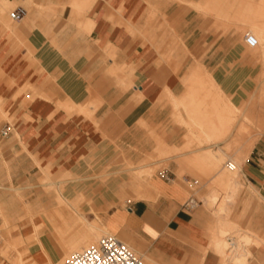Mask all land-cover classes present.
Returning <instances> with one entry per match:
<instances>
[{
	"label": "crops",
	"instance_id": "obj_1",
	"mask_svg": "<svg viewBox=\"0 0 264 264\" xmlns=\"http://www.w3.org/2000/svg\"><path fill=\"white\" fill-rule=\"evenodd\" d=\"M72 1L0 0L28 11L12 28L0 11V107L13 121L10 137L0 141V203L11 223H25V234L33 228L29 218H19L20 195L37 213L59 206L56 194L39 189L47 170L55 178L68 175L60 192L71 203L83 195L80 211L92 223L100 214L110 232L156 264H226L210 246L224 229L215 214L221 197L215 210L203 203L188 210L193 193L179 172L190 180L197 172L209 175L207 182L221 180L222 171H214L221 154L238 156L244 159L240 189L229 221L262 244L252 248L248 264H264V125L260 133L258 118L264 104L255 92L256 57L240 40L207 29L189 3L199 0H91L81 16ZM28 83L45 92L23 91ZM216 86L226 100L212 99ZM81 104L90 110L84 113ZM231 106L239 110L231 113ZM6 122L0 115V125ZM207 132L218 141L196 145ZM165 149L179 151L157 157ZM150 155L156 160L145 162ZM163 162L168 166L147 181L128 170ZM34 221L47 224L42 214ZM44 236L61 258L55 235L45 229Z\"/></svg>",
	"mask_w": 264,
	"mask_h": 264
},
{
	"label": "bare ground",
	"instance_id": "obj_2",
	"mask_svg": "<svg viewBox=\"0 0 264 264\" xmlns=\"http://www.w3.org/2000/svg\"><path fill=\"white\" fill-rule=\"evenodd\" d=\"M254 1L255 0H199V1H189V3L194 8H197L198 11L201 10V11L205 12L206 15H209L207 13H210V14H214V15L217 16L221 12V10H224V11H227V12H230V13H233V18H232V22L231 23H234V25L236 24L235 27H237V29L243 28L242 30H244L245 27H248L250 29V30L248 29L249 30L248 33L251 34V32H253L254 33L253 35L256 36L257 41L261 45V43H264V21L262 20V18L264 17V4L261 3L260 5H255L254 4ZM236 2L239 3L238 4L239 6H237ZM90 3H92L91 0H73L72 1V7H73L74 12H76L77 14L78 13H81L82 14V13L87 12V10L90 7ZM8 4L9 3H3L2 2V4H0V11L4 13L5 8L7 7ZM41 9H44V8H41ZM230 13H228V14L229 15H232ZM223 14H225V13H223ZM225 15H227V14H225ZM79 16H81V15H79ZM216 16H214V17H216ZM229 19H230V17H229ZM215 20H216V18H215ZM227 21H229V20H227ZM82 23L84 24V22H82ZM223 23H221V24H223ZM7 24H8V27L9 28H12L13 27V26L11 27V24L8 23V21H7ZM91 24L92 23H90L89 20L86 21V23H85V26H86V28H88V31H89V29L93 28V26L91 27ZM224 25H226V24H224ZM225 27H227V25L224 26V28ZM114 70H115V68H114ZM262 87H261V90L263 91L264 90V86H262ZM214 89H215V86L213 87V90ZM216 89H217V91L215 90V92H217V93L214 92V93L211 94L214 97L212 99H215L216 97L217 98L220 97V99H222L221 98L222 97V94H220L221 91H219V88L218 87ZM261 94H264V92L261 93ZM222 100H226V99L224 98ZM258 100H259V102H261L262 105L264 104V97L263 96H261V97L259 96L258 97ZM70 104L74 107V102L73 103L70 102ZM228 104L229 103H227V105ZM251 104H253V103H251ZM261 104L259 103L257 105H261ZM81 105H79L80 106L79 109L81 108V111L85 110V108H87V110L89 109L88 108L89 106L87 107V105L86 106L85 105L84 106L83 105L81 106ZM95 106H97V105H95ZM244 106H245V104H244ZM69 108L71 109L72 107L69 106ZM92 108H94V107H92ZM97 108L95 107V109H97ZM231 108L233 109V106L229 107L228 109H231ZM246 108L247 107H245V110H246ZM259 108L264 109V108H262V106L259 107ZM237 109L235 108L234 110H237ZM255 109H256V107H255ZM234 110H232L231 113L235 112ZM251 110H252V108H251ZM255 112H256V110H255ZM1 113H2V111H1ZM231 113L229 111V114H231ZM251 113L250 112L247 113L248 114V117H250L249 114H251ZM256 113H260V112H256ZM86 114H88V111H87ZM252 114L254 115L255 113H252ZM261 114L263 115L264 113L261 112ZM262 115H260V117H258L259 118V121H260V123H259L260 127H263L262 125L264 124V115L263 116ZM248 117L247 118H244V119H246V120L248 119L249 121H252V119H254V116H251L252 117L251 120ZM212 126H213V128L215 127V125H212ZM245 128L246 127H244V129ZM211 129H210V131H213V129L212 130ZM213 139H216L217 140V136H214L211 133L207 132L206 133V136H205V140H203V141H205L204 143H207V142H210L211 140L213 141ZM203 141H201V142L203 143ZM160 147H162V146L160 145ZM160 147L158 149H160ZM166 147H167V145H166ZM175 150H177V149H175ZM175 150H171V149L170 150H168V149L166 150L165 149L164 151H160L159 150L158 152H160L161 154H165L166 155V154H168L170 152L171 153L174 152ZM177 152H178V150H177ZM240 160L241 159L239 158V159H236L235 162L232 161L235 164V166H236V169H235L236 171L241 168L242 162ZM221 163H222V161H221ZM221 163L217 164V166L214 169V171L216 169L220 168ZM130 165H132V164H130ZM227 167L228 166H226V168ZM149 170L150 169H148V171L141 170V173L142 172L143 173L144 172H148L149 173ZM228 170H230V169H228ZM235 170H230V171H235ZM65 176L68 177L67 174H65ZM150 176H148V177H150ZM220 179L221 180H218V183L221 185V187L223 186L224 189H229V188L231 189L234 186V182H233L234 176H232L229 171L222 170V174L220 176ZM68 180H69V178H65L64 180H62L61 183H64L65 181L68 182ZM53 183L55 184V182H53ZM214 193L215 192H213V194ZM213 194H211V195H213ZM84 199H85V197L82 195L75 202V205H78ZM56 200L58 201L57 205L59 204L58 207H55L54 206L53 207L54 209L51 210V211H45L44 210V211L38 212L37 215L35 213L33 214V215H36V216H33L32 217L33 228L31 229V231L29 233H26V234L23 233L22 229L21 228H18V226L15 227L13 229V231H16V230H20V231L18 233H16L15 235H11V237H10V235L7 236L9 234L8 232H7L8 234L5 235V232L6 231L0 233V251H1L0 256H2V258H3V261L1 262V264H61L65 259H67L68 257H70L73 253H75L77 251L83 250L84 249V247H83V244L84 243L86 244V243L90 242L92 240V238L98 237L99 230H101L100 229L101 228V225H96L95 223H92L91 221L87 220L86 216H85V218H82L77 213H75L73 211V209L67 204L66 200L63 198V194L60 195V194L57 193ZM29 212H31V211L29 210ZM226 212H228V211H226ZM32 213H31V215H32ZM40 214H42L45 217V219L47 220V224H45L43 221H41V222L34 221ZM1 217H2V215H1ZM7 218H4V216H3L2 217V220L5 219L3 221H7L8 220ZM82 220L84 221L83 224H85L84 225L85 228L82 229V230H77L76 233H75V235L73 236V238H69L68 235L71 234L72 231L74 232V230L77 229V228L74 229V227L76 225H78L79 223H81ZM53 221H54V223L53 224H50V222H53ZM225 221L230 222L229 219H225ZM24 224L25 223H23L22 225H24ZM80 225H82V224H80ZM80 225H78V227ZM45 229H49L55 235V237L57 238L58 242L61 244V246H62V256H61V258H58L55 255V253L52 250V248L50 247V245H49L46 237L44 236V230ZM2 231H4V230H2ZM217 238H219V237H217ZM227 240L229 241V238L228 239H225L226 242H227ZM226 242L224 243L223 240H217L216 243H215L216 244L215 247H216V249H218L217 251H219V248H223L226 245L225 246L226 247L225 250H226V254H227L225 256L226 257V259H225L226 261H229L230 264H232V263L233 264H248L249 263L248 262V256L250 254H252V252L250 251L251 249L249 250L251 253L246 250L248 252L247 253L245 251L247 254H245V253L239 254L238 252H240V249L241 248L236 244L237 243L236 242V239L233 241V244H231L230 241H229V243H226ZM252 242L254 244V246L252 248L260 247L262 245L261 243H259L258 241H255V240H252ZM227 244H229V247H227ZM129 245L135 250V252H138V251H136V249L131 244H129ZM37 248H40V250H38L36 252H33ZM220 251H221V249H220ZM243 251L244 250H242V252ZM246 261H247V263H246Z\"/></svg>",
	"mask_w": 264,
	"mask_h": 264
},
{
	"label": "rangeland",
	"instance_id": "obj_3",
	"mask_svg": "<svg viewBox=\"0 0 264 264\" xmlns=\"http://www.w3.org/2000/svg\"><path fill=\"white\" fill-rule=\"evenodd\" d=\"M256 1V2H255ZM254 1V4L255 5H260L261 3H263L264 4V0H255ZM236 4H237V6H239L238 4V2H236ZM14 8V6H12L11 4H8L7 5V7L5 8V11H4V14H5V16H6V14H8L7 15V21H8V23H10V24H12V23H14L13 22V20H11V18H10V16H9V12L12 10ZM196 10H198L197 8H195ZM224 10H221V12L219 13V15H214V14H210V13H207V14H209V15H206V13L205 12H203V11H201V10H199L198 12L200 13V14H202V16H204V18H205V22H204V26H207V29H214L216 32H218L219 33V36L221 35H223V36H229V39H231V41L232 42H236L237 40H240L242 43H243V45H245L246 46V49H248L249 51H250V53L253 55V56H255L256 57V61L259 63V65H260V73H259V76H258V86H257V88H256V90L257 91H255V92H257V96L259 97H261V96H263L264 97V94H261V93H263L264 92V90L262 91L261 90V87L262 86H264V43H261V45H260V43L257 41V44H256V46L255 47H251V46H249L247 43H246V41H245V35L249 32V28L248 27H245V29L244 30H242L243 28H241V29H237V27H235L236 26V24L234 25V23H231L232 22V18H233V13H230V12H227V11H224ZM223 13H225V14H227V15H225V14H223ZM228 13H230V14H232V15H229ZM221 14V15H220ZM214 16H216V17H214ZM209 17V18H208ZM214 17V18H213ZM224 17V18H223ZM229 17H230V19H229ZM215 18H216V20H215ZM222 18V19H221ZM226 19V20H225ZM219 20V21H218ZM227 20H229V21H227ZM262 20L264 21V17L262 18ZM261 20V21H262ZM224 22V23H223ZM221 23H223V24H221ZM218 24V25H217ZM224 24H226L227 25V27H225L224 28V26H226V25H224ZM232 26H231V25ZM222 25V26H221ZM229 25V26H228ZM7 26V25H6ZM221 26V27H220ZM231 26V27H230ZM7 28H9L8 26H7ZM224 28V29H223ZM227 28V29H226ZM229 29V30H228ZM249 29V30H248ZM240 33H237V31ZM251 32V31H250ZM251 34H254L253 32H251ZM256 37V36H255ZM238 38V39H237ZM216 39H218V38H216ZM259 43V44H258ZM261 46V47H260ZM259 51V52H258ZM27 57L30 59V60H33V57H32V53H28V55H27ZM42 70L43 69H40L39 70V72H42ZM263 84V85H262ZM263 88V87H262ZM32 91V93L34 92V90H37V91H42V92H45L44 90H42L41 88H38V87H36V86H34V85H31V84H26L25 85V87L23 88V91ZM259 91V92H258ZM260 94V95H259ZM1 111H2V109H1V107H0V114L2 115L3 113H1ZM1 117H3L4 119H6V123H9V124H11V126H12V128H13V121H12V119L11 118H9L8 116H7V114H3ZM234 120H235V118L233 119V123H234ZM248 120V119H247ZM249 121V120H248ZM249 122H251V121H249ZM232 123V124H233ZM197 126V124H193V126ZM264 125V124H263ZM262 125V126H263ZM6 126V124H3V125H0V141H2V140H5V139H7V138H9V137H2L1 136V130L4 128ZM188 126V125H187ZM194 127L195 129H200V128H198V127ZM189 127V126H188ZM244 127H245V125H244ZM244 127H243V130H245L244 129ZM259 127H260V125H259ZM193 128V130L195 131V129ZM262 129H263V127H260L259 128V131H260V133H261V131H262ZM189 130H190V127H189ZM200 133H201V130L199 131ZM203 134V133H202ZM17 135V134H16ZM17 137H18V135H17ZM196 141H197V143L198 144H196V145H201V144H203L205 141H203V143L198 139V138H196ZM195 141V142H196ZM212 141V140H211ZM210 141V142H211ZM218 141V140H217ZM208 143V142H207ZM174 148V147H173ZM187 149H188V147H186ZM190 149V148H189ZM178 151H179V149H177ZM177 150H175L174 152H177ZM229 150V149H228ZM161 153L159 152V154H158V156L157 157H159V158H162V157H165V156H167V155H169L170 153H168V154H161ZM220 154V153H219ZM220 156V155H219ZM156 156H154V155H150L149 157H148V160H146L145 162H150V161H153V160H156V158H157ZM241 159L240 161L241 162H243V157H238V156H234L233 157V159L232 160H230V161H233V162H235V160L236 159ZM209 159V158H208ZM229 159V156H224V154L222 155L221 154V159L220 160H222V162H225V164H224V169H223V164L221 163V165H220V168H218V169H216L215 171H217V172H219L220 174H221V171L222 170H227V171H229L230 172V174L232 175V176H234V179H233V182H234V186L230 189H224L223 188V186L221 187V185L218 183V177H217V179L216 180H214V181H212V182H207L206 181V177H209V175H206V173L205 172H197L198 174H195L194 173V177H196V180H198V184H196V185H192V186H190L189 184H188V187H189V189L191 190V192L194 194V196L197 198V199H199L200 201H201V204L203 203L204 204V206H206L207 208H210V209H212V210H215V206H216V204H217V201L220 199V197H221V202L219 203L220 205H218V209L216 208V211H215V214L218 216V218H220V219H222V218H224V220L225 219H229V214L228 213H230V211L229 210H231V204L232 203H234V201H235V196L237 195L236 193L238 192V190L240 189L239 187H238V180L241 178V174H239V173H241V170L240 169H238L237 171L235 170V171H230V170H228L229 168L227 167L226 168V166H227V162L229 161L228 160ZM144 162V161H143ZM144 164H138V166H134V164H132V165H129V169L128 170H134L137 174H139L141 177H143L146 181L148 180V176H150V175H153L154 173H156V172H159V171H161V170H163V168H165V167H167L168 166V164H167V162H163V163H160V164H157V165H150V166H147V168H144V167H146L145 165L143 166ZM144 168V169H143ZM148 169H150L149 170V173L148 172H142L141 173V170H146V171H148ZM139 172V173H138ZM195 172V171H194ZM44 173H45V175H44V177L41 179V181L39 182V185H40V188L39 189H45L48 193H54V194H56L57 195V193L58 194H60V195H62V193L60 192V189H63V184L66 182H64V183H61L62 182V180H64L65 178H67L66 176H65V174L64 175H62V177H59V178H55L54 176H52L50 173H49V171H44ZM133 173V172H132ZM182 173H183V171H180L179 172V177L184 181V176L182 175ZM150 174V175H149ZM219 176V175H218ZM239 176V177H238ZM201 177H204V178H201ZM69 178V177H68ZM53 182H55V184L53 183ZM218 183V184H217ZM51 184V185H50ZM53 184V185H52ZM60 185V186H59ZM203 186H206V192H203V191H201V188L203 187ZM214 187V188H213ZM150 189H151V187L149 188V189H147V190H142V192H141V194L142 193H144V192H147V191H150ZM17 190H18V193H19V195H20V192H19V188H17ZM214 190V191H213ZM212 192V193H211ZM213 192H215L214 194H213ZM207 194V195H206ZM211 194H213V195H211ZM211 195V196H210ZM139 197H144V196H141V195H139ZM214 197V198H213ZM20 198L22 199V201H23V206H24V212L19 216V218H20V220H23V219H26V218H29L30 219V221L32 222V217L33 216H36L37 215V212H36V210H38V209H33V208H31L30 206H29V204H28V201L26 200V197H24V196H22V195H20ZM63 198L66 200V197L63 195ZM128 198H130V199H133L132 197H126V199H128ZM83 201V200H82ZM81 201V202H82ZM66 202H67V204L73 209V211L75 212V213H77L79 216H81L82 218H85V213H83V212H81L80 211V207H79V205H80V203L78 204V205H75V203H71V202H69L68 200H66ZM123 202H125V201H123ZM25 204V205H24ZM27 204V205H26ZM2 208V209H1ZM0 233H2V232H5V235H7L8 233V235L7 236H9L10 235V237H11V235H15L16 233H18L20 230H16V231H13V229L15 228V227H17L18 226V228H20L21 227V225L23 224V223H19V224H12L11 223V220H10V218L7 216V214L5 213V210H4V206L0 203ZM29 210L31 211V212H29ZM41 210H44V209H41ZM45 211H47L46 209H45ZM226 211H228V212H226ZM33 212V213H32ZM226 212V213H225ZM29 213V214H28ZM31 213H32V215H31ZM36 214V215H33V214ZM1 215H2V217L4 216V218H7L8 220L7 221H3V220H5V219H3L2 220V217H1ZM6 215V216H5ZM95 215V219L93 220V221H96V222H93V223H95L96 225H101V230H99V233H98V237H95V238H92V240L90 241V242H88V243H84L83 244V247L84 248H86V247H88V246H90V245H93V244H95L97 241H98V239L102 236V235H104V234H108V233H112V232H110V230L108 229V227L105 225V223L103 222V220H102V218L101 217H99V215L100 214H98V213H95L94 214ZM228 215V216H227ZM99 217V218H98ZM227 217V218H226ZM87 218V217H86ZM97 218V219H96ZM87 220H89L88 218H87ZM90 221V220H89ZM54 223V221L53 222H50V224H53ZM84 223V221L82 220V222L81 223H79L78 225H80V224H82V225H80L79 227H78V225H76L75 227H74V229H76V230H74V232L72 231L71 232V234H69L68 235V237L69 238H73V236L75 235V233H76V231L77 230H82V229H84L85 228V224H83ZM221 223H224V229L222 230V231H220L219 233L220 234H218V233H214V236H215V241L216 240H223L224 241V243L226 242L225 241V239H228L227 237L228 236H230V235H235L236 236V244L241 248L240 249V252H238L239 254H241V253H245V254H247L248 252L247 251H249L250 249V251L252 252V247L254 246V244H253V242H252V238H250V237H247V236H241L240 234H241V231H240V229H241V227H239V226H236V225H234V224H232V223H230V222H227V221H221ZM104 227V228H103ZM2 230H4V231H2ZM8 232V233H7ZM221 235V236H220ZM227 236V237H226ZM217 237H219V238H217ZM225 238V239H224ZM226 243H229V241L227 240V242ZM212 248H214L215 247V242H213V243H211V245H210ZM226 246V245H225ZM223 247V248H219V251H218V253L221 255V257L223 258V260H224V262L226 263V264H230L229 263V261H226L225 259H226V247ZM227 247H229V244H227ZM220 249H221V251H220ZM235 249V248H234ZM218 250V249H217ZM224 250V251H223ZM242 250H244L243 252H242ZM247 250V251H246ZM137 251V250H136ZM247 253H246V252ZM249 251V252H250ZM235 252V251H234ZM250 252V253H251ZM0 253H1V251H0ZM140 256H142V254L141 253H139V252H137ZM231 254V253H230ZM233 255V254H232ZM250 256V257H249ZM248 256V258H252V257H254V255H253V252H252V254H250ZM145 260H147L148 262H150L151 264H156L153 260H151V259H149V258H147V257H143ZM3 261V258H2V256H0V264H1V262ZM246 263H247V261H246ZM233 264V263H232Z\"/></svg>",
	"mask_w": 264,
	"mask_h": 264
},
{
	"label": "built area",
	"instance_id": "obj_4",
	"mask_svg": "<svg viewBox=\"0 0 264 264\" xmlns=\"http://www.w3.org/2000/svg\"><path fill=\"white\" fill-rule=\"evenodd\" d=\"M27 9L23 6H17L9 12L11 20L18 21L27 15ZM246 43L255 47L257 44V38L250 33L245 35ZM11 124L7 123L1 130L2 137H10L12 132ZM227 166L230 170H235L236 166L232 161L227 162ZM184 181L190 186L198 184V180H190L187 177H183ZM201 204V201L197 199L194 194L191 195L186 202L185 207L188 210H194ZM131 209V208H130ZM229 241L233 244L236 239L235 235L228 236ZM61 264H151L147 260L140 256L135 250L123 239L113 233L102 235L98 241L84 248L81 251L73 253L70 257L65 259Z\"/></svg>",
	"mask_w": 264,
	"mask_h": 264
}]
</instances>
